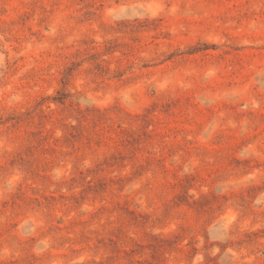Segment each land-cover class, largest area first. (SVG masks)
<instances>
[{"label": "rangeland", "instance_id": "obj_1", "mask_svg": "<svg viewBox=\"0 0 264 264\" xmlns=\"http://www.w3.org/2000/svg\"><path fill=\"white\" fill-rule=\"evenodd\" d=\"M0 264H264V0H0Z\"/></svg>", "mask_w": 264, "mask_h": 264}]
</instances>
